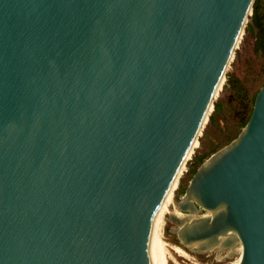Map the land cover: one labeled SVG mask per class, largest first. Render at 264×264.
Returning a JSON list of instances; mask_svg holds the SVG:
<instances>
[{
  "label": "water",
  "instance_id": "1",
  "mask_svg": "<svg viewBox=\"0 0 264 264\" xmlns=\"http://www.w3.org/2000/svg\"><path fill=\"white\" fill-rule=\"evenodd\" d=\"M253 2L0 0V264H156L153 219ZM176 207L180 246L264 264V78Z\"/></svg>",
  "mask_w": 264,
  "mask_h": 264
},
{
  "label": "rangeland",
  "instance_id": "2",
  "mask_svg": "<svg viewBox=\"0 0 264 264\" xmlns=\"http://www.w3.org/2000/svg\"><path fill=\"white\" fill-rule=\"evenodd\" d=\"M257 2L260 13L264 18V0H257ZM250 16L251 13L244 24V28L226 69L224 79L213 100V104H218L220 111L212 114L213 106L210 108L208 117L212 115L213 122L209 124L208 117L204 121L197 142L193 143L186 157L182 172L178 176L175 186H173L171 194L172 202L166 206L168 213L164 215L161 236L167 244V264H228L238 256L239 251L237 250L239 249V244H235L233 246L234 248L232 247L231 249L190 252L189 247H182L177 243L176 236L172 233L177 227L173 222L168 220L167 216L174 211H178L176 202L178 201V197L182 195L193 171L200 165L197 161L202 157L203 161L207 159L212 153L233 140L240 131V126L237 121L242 107L240 97L243 96L242 104L244 105V110L248 111L253 95L262 84L264 78V59L260 56V53L254 50L258 33L250 22ZM247 26L250 27L248 31L246 29ZM262 27L264 28V20ZM227 78L232 83H227ZM199 140H201V145H199ZM203 214H207V212L200 211L198 214L190 216L197 218ZM171 246L179 247L186 253L187 257L177 256L170 250Z\"/></svg>",
  "mask_w": 264,
  "mask_h": 264
},
{
  "label": "bare ground",
  "instance_id": "3",
  "mask_svg": "<svg viewBox=\"0 0 264 264\" xmlns=\"http://www.w3.org/2000/svg\"><path fill=\"white\" fill-rule=\"evenodd\" d=\"M208 113H209V111H208ZM182 169H183V166L180 169V173L182 172ZM180 173L178 174V176L180 175ZM177 179H178V177H177ZM177 179L174 181V183L172 184L170 190L167 192L166 196L164 197V199L162 201V204H161L160 208L158 209V211H157V213H156V215H155V217L153 219L152 226H151L150 239H151L153 250H154L156 264H167V252H166L167 244L163 241L161 234H162V228H163V223H164V220H163L164 219V215L165 214L167 215V213H168L167 212L168 209H166V206L168 204H170V202H172L171 201V194H172V191H173V186H175V184L177 182ZM170 214L174 215L177 218H182L183 216H185V215H182L178 211H174V212H172ZM201 216L202 217L203 216H208V213L207 214H203ZM192 247H193V245L190 246L189 248H192ZM238 247H239V249L237 248L238 249L237 251H239L238 252V256L236 257V259H234L233 261L229 262L228 264H237L238 263L239 258H240V245ZM235 249H236V247H235ZM170 250H172L177 256H180V257H185L186 256V253L184 251H182L179 247L171 246Z\"/></svg>",
  "mask_w": 264,
  "mask_h": 264
},
{
  "label": "trees",
  "instance_id": "4",
  "mask_svg": "<svg viewBox=\"0 0 264 264\" xmlns=\"http://www.w3.org/2000/svg\"><path fill=\"white\" fill-rule=\"evenodd\" d=\"M264 18L260 13V8H259V4L257 2V0H254L252 7H251V16H250V22L252 24L253 27L256 28L257 33H258V37L254 46V50L258 53H260V56L264 59V28L262 27V22H263ZM250 27L247 26V31L249 30ZM227 83H232L231 80H229V78H227L226 80ZM236 85V84H235ZM234 87V85H232ZM256 94V93H255ZM255 94L253 95L251 102H250V108L248 111L244 110V105L242 104L243 102V96L240 97V103H241V111L239 113V116L237 118L238 124L240 126V129L245 125L246 121L248 120L250 111H251V107H252V102H253V98L255 96ZM220 111V107L218 106V104H213V113H218ZM213 122V117L212 115H210L208 117V123L211 124ZM205 135V134H204ZM197 145V144H196ZM199 145H201V140H199ZM196 147V146H195ZM206 156V155H205ZM203 161V157L200 158L197 163H202ZM194 173V171H193ZM192 173V174H193Z\"/></svg>",
  "mask_w": 264,
  "mask_h": 264
}]
</instances>
